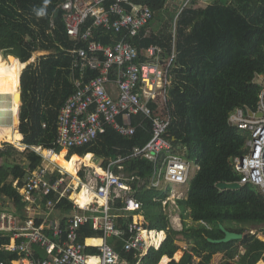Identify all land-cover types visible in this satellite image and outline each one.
Wrapping results in <instances>:
<instances>
[{
	"label": "trees",
	"instance_id": "obj_1",
	"mask_svg": "<svg viewBox=\"0 0 264 264\" xmlns=\"http://www.w3.org/2000/svg\"><path fill=\"white\" fill-rule=\"evenodd\" d=\"M62 1L0 0V68L14 69L23 65L19 79L22 105L15 104L20 102V97L15 99V91L12 92L10 87L8 92H0V95L9 93L5 96L12 99L10 106L4 109L10 113L11 122L0 124V127L6 133L11 127L6 140L23 139L28 146L21 152L13 145L0 148V199L6 197L13 201L21 215L26 203L18 186L25 180L27 169H35L42 163L41 156L30 147L39 144L48 147L57 140L58 112L75 90L72 56L67 51L74 46V42L67 34L63 11L58 7ZM132 1L150 6L156 14L178 0ZM197 3L198 0H190L183 5L181 12L176 8L175 18L178 11L180 13L175 28H168L167 24L158 31L151 30L147 37L129 38L139 49L150 45L161 46L165 57L170 56L176 40L172 84L169 87L172 113L169 132L173 152L184 150L186 156L199 166L188 181L187 196L177 200L184 220L183 231H177L172 228L170 216L163 205L170 189L150 186L152 162L140 156L124 161L126 173L140 178L131 184L134 197L142 204L150 227L167 232L166 239L163 232L149 234L153 238L154 235L158 237L159 245L165 241L158 249L152 247L143 257L136 251H125L123 239L112 237L110 242L121 258L130 264H166L174 256L179 259L182 234V237L185 235V239L192 241L190 248L179 261L172 259L169 264H210L213 255L221 252L225 255L222 264H228L236 255H239L236 264H255L264 259V240L256 234L247 233L243 239L222 243L208 240L224 237L221 224L243 234L246 233V226L264 224V195L256 187L246 184L239 189L220 190L216 186L221 181L240 180L232 160L245 153L247 134L231 125L229 116L237 108L256 111L264 89V84L256 81L257 76L264 77V0H219L206 6ZM121 37L120 34L94 29L95 40H119ZM37 51L50 53L24 68L25 62ZM19 114L18 126L15 121ZM143 119V115L134 116L132 123L137 125ZM151 137L152 122L144 119L132 135H122L109 128L94 142L70 149V158H66V149L58 148L62 151L54 154L52 159L68 173L76 175L83 163L93 164L92 153L106 164L109 158L131 155L135 147H143ZM14 156H20L25 162H18ZM10 159H13L12 162ZM16 180H19L18 186L14 184ZM84 193L82 191L79 196L82 205L88 201ZM121 204L118 200L117 206ZM72 206L69 199H64L61 204L66 211H70ZM187 219L193 224L188 226ZM117 221L118 226L126 228L123 217ZM80 232L82 240L103 234L94 230L92 222L82 226ZM10 241L11 235L0 231V262L6 264L20 258L17 252L4 248ZM89 249L98 252L95 247ZM38 255L43 254L38 251Z\"/></svg>",
	"mask_w": 264,
	"mask_h": 264
},
{
	"label": "built area",
	"instance_id": "obj_2",
	"mask_svg": "<svg viewBox=\"0 0 264 264\" xmlns=\"http://www.w3.org/2000/svg\"><path fill=\"white\" fill-rule=\"evenodd\" d=\"M58 7L74 42L67 51L72 56L75 90L58 112L57 140L48 147H30L41 156V165L27 169L22 184L14 182L26 203L23 214L0 213V231L11 235L4 248L20 255L12 264H130L110 242L112 237L123 239L125 251H136L143 257L152 247H161L146 233L164 231L150 227L131 184L140 178L126 173L124 161L132 156L148 159L153 164L150 186L168 190L171 185L170 195L163 201L169 216L170 206L176 209L177 200L184 195L177 187L187 184L199 169L184 150L173 152L169 132V87L176 40L167 57L159 45L139 49L130 42L132 37H147L148 29L145 35L142 32L155 18L150 6L132 0H63ZM95 28L122 37L95 40ZM139 115L151 120L152 137L143 147H135L131 155L109 158L106 164L90 166L92 170H82L83 163L76 175L53 161V155L63 149L70 158V149L94 142L109 128L126 136L134 134L144 121L132 123V117ZM229 123L247 134L245 153L232 160L240 175L238 182L254 185L264 195V89L256 111L237 108L231 112ZM83 189L91 197L86 205L79 201ZM64 199L73 204L70 211L61 208ZM118 200L121 206H117ZM119 217L126 220V228L118 226ZM88 222L95 231H102L101 243L82 240L80 231ZM90 247L98 252L90 251Z\"/></svg>",
	"mask_w": 264,
	"mask_h": 264
},
{
	"label": "rangeland",
	"instance_id": "obj_3",
	"mask_svg": "<svg viewBox=\"0 0 264 264\" xmlns=\"http://www.w3.org/2000/svg\"><path fill=\"white\" fill-rule=\"evenodd\" d=\"M184 1V0H183ZM183 1H177L175 4H169V7H167L165 10H162L159 13L155 14V18L152 21L150 27L148 28L149 33L151 32V30L155 29V30H159L162 27H164L165 25H169L168 28H172V26H176V18L179 14L180 9H182L184 2ZM190 1V0H189ZM216 1L219 0H198V5L200 6H206L208 4L214 3ZM232 1V0H230ZM176 8L179 9L177 16L175 18L176 15ZM174 16V17H173ZM49 51H37L34 53L33 57L31 58L33 62L37 61L40 56L44 55V54H49ZM23 67V65H18L16 68L14 69H8L6 67L4 68H0V92L4 93L5 91L8 92L7 90L9 89L8 87H10L12 89V92L15 91V94L17 97L19 98V90H21L20 85H19V79H20V67ZM256 81L259 83L264 84V77L263 76H257ZM7 82H9V84H6ZM5 95H9V93L5 94ZM5 95H0V124H9L11 122V115L9 112H7L6 110H4L6 107L10 106V103L12 101V99L10 98V96H5ZM14 103V101H13ZM16 105L18 104V106H20V102H16ZM12 105V104H11ZM13 107V105H12ZM19 117L16 119L15 123L17 122L18 126H19ZM2 126V125H1ZM10 130L11 127H9V132H2V129L0 127V148L5 149L8 148L9 145H13L14 147H16V149L18 151H23V146L25 145L23 143V139L21 141H15V139L11 138V140H6L7 134H10ZM18 137H19V129H18ZM15 141V142H14ZM64 150V149H63ZM16 157L18 162H25V159H21L20 156H14ZM94 159L92 160V162L94 164H98L97 162L95 163L94 161H96V159L100 162L101 159H98L97 157H93ZM10 159V162H12ZM23 160V161H22ZM99 166V164H98ZM94 167V166H93ZM90 169L92 170V167H90L89 165H84L82 170L84 169ZM67 179L69 183L73 182L72 177L67 174ZM170 189L172 188L171 185H169ZM177 187V186H175ZM180 188V187H179ZM170 209H173V205L170 206ZM13 213L14 215H19L20 211L18 210L17 206L15 205V203L11 200H9L8 198L4 197L2 199H0V213ZM173 221V220H172ZM175 222H177L176 220H174ZM190 222V221H189ZM192 223V222H191ZM228 226H231V224H229ZM263 225L260 226H256V225H250V226H246V233H252V234H260V232H262V227ZM262 236V234H260ZM183 236V234L181 235V237ZM191 240L185 239V235L182 238V240L179 241V245L181 246V257L179 259H181L183 257V255L185 254V252L190 248L191 245ZM243 250V249H242ZM224 254V253H223ZM225 255L223 257V259H221V255H217L215 258L214 256L211 258L210 260V264H222L223 261H225ZM178 259V260H179ZM238 261L237 258L235 259H231L229 260L228 264H236ZM260 261H258L255 264H263V263H259ZM264 262V261H263Z\"/></svg>",
	"mask_w": 264,
	"mask_h": 264
},
{
	"label": "crops",
	"instance_id": "obj_4",
	"mask_svg": "<svg viewBox=\"0 0 264 264\" xmlns=\"http://www.w3.org/2000/svg\"><path fill=\"white\" fill-rule=\"evenodd\" d=\"M260 76H262V75H260ZM18 141V140H17ZM92 155H93V157L95 156V157H97L95 154H93L92 153ZM81 157H84V156H81ZM98 158V157H97ZM94 158H92V160H93ZM99 159V158H98ZM95 163L97 162L98 164H100V163H103V160L101 159V161L99 162L97 159H96V161H94ZM233 182H235V181H233ZM236 182H238V181H236ZM216 186H217V184H216ZM241 186H244V185H241ZM254 186V185H253ZM179 187H181V188H179ZM179 187H177L178 188V190L179 191H182L183 193H184V195H183V198L184 197H186L187 196V193H188V183L187 184H185V185H183V186H179ZM255 187V186H254ZM257 188V187H256ZM220 189V188H219ZM259 191H260V189L259 188H257ZM220 190H222V189H220ZM261 192V191H260ZM176 207V206H175ZM169 213H170V220H171V226H172V228L173 229H175V230H177V231H183V229H184V220L182 219V217H181V215H180V212H179V210H178V206H177V208L176 209H170V211H169ZM173 220V221H172ZM174 220H178V222H175ZM187 221V223H188V226H190V225H192L193 224V221L192 220H190V219H187L186 220ZM190 221V222H189ZM192 222V223H191ZM202 223L204 224V225H206L207 227H210L206 222H203L202 221ZM253 226V225H252ZM226 227V226H225ZM227 228V227H226ZM228 229V228H227ZM164 231V233H165V239H166V237H167V232L165 231V230H163ZM245 234H247V233H245ZM260 234H262V236L260 235ZM260 234H258V235H256L258 238H260V239H262V240H264V234L262 233V232H260ZM248 235V234H247ZM100 237L101 236H99V237H89V239H100ZM154 238H155V240H156V245H159V243H160V241H159V239H158V237L157 236H155L154 235ZM180 238L182 239L183 237H181V235H180ZM165 239H164V241H165ZM163 241V242H164ZM162 242V243H163ZM162 245V244H161ZM181 250V246H180V249L178 250V251H180ZM181 252V251H180ZM217 255H221V259H223V257H224V254H223V252H221V253H216V254H214L213 256H214V258L217 256ZM184 256V255H183ZM165 257V256H164ZM169 257V256H168ZM170 258V257H169ZM163 259V258H162ZM162 259H161V261H162ZM172 259H175V260H177V261H179L178 259H176V257L174 256V258H170V260H168L167 262H166V264H169V262L172 260ZM160 261V262H161ZM260 262L259 263H263L264 264V259H262V260H259Z\"/></svg>",
	"mask_w": 264,
	"mask_h": 264
},
{
	"label": "water",
	"instance_id": "obj_5",
	"mask_svg": "<svg viewBox=\"0 0 264 264\" xmlns=\"http://www.w3.org/2000/svg\"><path fill=\"white\" fill-rule=\"evenodd\" d=\"M32 59L28 60L26 63V67L29 66L32 63ZM25 67V68H26ZM21 88V85H20ZM19 97H20V107L22 105V91L20 90L19 93ZM262 113H260L259 115H261ZM20 125V124H19ZM217 187L222 189V190H226V189H239L241 188V184L239 182H225V181H221L217 183ZM221 229L224 231V237L219 238V239H213V238H209L208 240L214 243H222V242H229V241H233V240H240L243 239L245 237H247V234H243V233H238L235 231H231L229 229H227L224 225L221 224Z\"/></svg>",
	"mask_w": 264,
	"mask_h": 264
},
{
	"label": "bare ground",
	"instance_id": "obj_6",
	"mask_svg": "<svg viewBox=\"0 0 264 264\" xmlns=\"http://www.w3.org/2000/svg\"><path fill=\"white\" fill-rule=\"evenodd\" d=\"M26 64V63H25ZM25 67H26V65H25ZM24 67V68H25ZM19 93H20V90H19ZM19 118H20V114H19ZM95 164L93 163L91 166L93 167ZM83 191L85 192L84 194H85V196L87 197V199H88V201L86 202V203H89L90 201H91V199H90V197L88 196V191L85 189H83ZM86 203L85 204H83V205H86ZM177 222H178V220H177ZM179 223V222H178ZM146 237L149 239V238H151V241H152V243H156V240H155V238H153L152 236H150V235H148L147 233H146ZM102 241L100 240V239H91V241L89 242V243H101Z\"/></svg>",
	"mask_w": 264,
	"mask_h": 264
}]
</instances>
